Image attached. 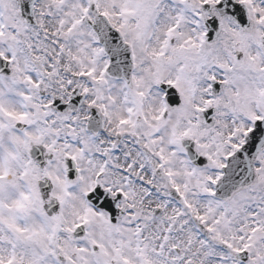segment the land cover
Instances as JSON below:
<instances>
[{
    "label": "snow or ice",
    "instance_id": "1",
    "mask_svg": "<svg viewBox=\"0 0 264 264\" xmlns=\"http://www.w3.org/2000/svg\"><path fill=\"white\" fill-rule=\"evenodd\" d=\"M0 264H264V0H0Z\"/></svg>",
    "mask_w": 264,
    "mask_h": 264
}]
</instances>
